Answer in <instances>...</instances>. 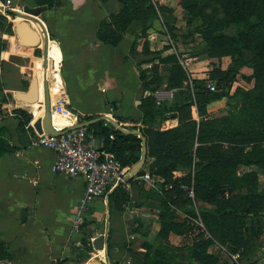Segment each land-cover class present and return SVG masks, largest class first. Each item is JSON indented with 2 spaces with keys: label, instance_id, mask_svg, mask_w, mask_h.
I'll list each match as a JSON object with an SVG mask.
<instances>
[{
  "label": "trees",
  "instance_id": "obj_1",
  "mask_svg": "<svg viewBox=\"0 0 264 264\" xmlns=\"http://www.w3.org/2000/svg\"><path fill=\"white\" fill-rule=\"evenodd\" d=\"M35 1L38 6L46 8H52L55 4V0ZM121 2L123 6L120 11L100 22L97 35L104 43L118 45L135 21L142 26L144 36L156 21H160L159 12L169 13V7L179 2L188 13L187 26H190L182 36L190 39L200 35L207 58L219 61L224 57L230 58L227 68L219 64L211 71L209 78L217 81L218 90L207 88V78L193 79V96L188 74L180 64L178 55L169 53L162 56L158 51H152L145 37V53L154 54L155 57L140 61V64L154 62V65L140 72L142 89L148 92L139 105L145 125L141 131L146 138L148 152L146 163L138 175L148 169L160 177L158 187L153 191L161 194L162 203L159 230L152 241L145 240L143 243L145 251L141 252L139 264H218V257L212 251L214 246L226 247L231 253L241 251L243 264L256 263L264 248V225L261 223V218H264V190L260 187L259 174L260 170H264V0ZM8 14L13 15L14 12L9 10ZM163 20L171 32L169 35L172 38L178 36L176 24L166 18ZM232 25L235 26V33H225ZM0 31L14 35L13 23L1 12ZM36 53L40 56L41 50L38 49ZM156 64L169 66L168 75L163 77ZM246 67L251 68L252 72L243 73ZM240 76L253 86L238 87L232 93L233 84ZM162 86L179 92L176 103L159 102L156 93ZM225 97L237 99V102L231 103L224 115L210 114L209 105ZM112 104L114 106L116 101ZM193 105L198 110L199 121L192 116ZM15 111L22 116L20 127L28 125L34 130L31 125L33 113L24 109ZM172 112H176L179 125L161 130L158 125ZM94 118L84 116L83 120ZM117 118L123 121L121 117ZM125 127L137 129V126ZM87 129L105 139V148L115 154L124 168L140 161L142 138L138 135L119 131L109 120L90 124ZM13 150L0 137V156ZM242 166H254L256 169L240 174ZM176 171L183 175L176 176ZM126 176L129 182L136 183L134 177L128 173ZM192 180L207 232H199L191 243L177 246L171 243L169 235H186L194 229L188 217L183 221H177L175 217L177 209L189 216L194 215L192 200L183 187ZM169 185L172 188L167 189ZM129 200L130 193L119 185L109 194L108 204L110 208L115 206L122 210ZM93 223L87 220L84 226L90 228ZM136 231H139V227ZM88 241L85 237L83 242L87 245ZM110 242L111 237L108 251ZM86 248V253L93 249L89 243ZM94 250L101 254L105 251ZM7 256L4 243L0 242V258Z\"/></svg>",
  "mask_w": 264,
  "mask_h": 264
},
{
  "label": "crops",
  "instance_id": "obj_2",
  "mask_svg": "<svg viewBox=\"0 0 264 264\" xmlns=\"http://www.w3.org/2000/svg\"><path fill=\"white\" fill-rule=\"evenodd\" d=\"M5 1L0 0V3ZM12 2L8 11L16 13L12 15L0 11L13 23L14 29V35L0 31V137L14 149L0 156V242L4 243L8 253L7 257L0 258V264H89L93 259L106 263L105 251L101 254L95 248L88 251L80 262L76 258L84 231L88 240L89 228L84 226L87 220L94 222L91 226H94V236L109 228L112 264L131 263V258L127 260L128 248L143 252L145 240L152 241L159 230L162 196L144 182H131L130 188L126 189L130 200L122 206V210L115 206L110 208L109 197L96 199L89 205L88 211L81 214L85 222L80 231L74 230L75 217L85 192V180L55 172V151L35 144V131L28 125L20 127L22 116L15 111L24 109L32 112L33 124L43 113V76L39 75L43 68L42 58L36 53L38 49H43V44L36 48L19 46L15 33L17 24L28 21L29 28L24 32V39L32 41L33 30H36L43 41L41 28L17 14L23 12L24 5L41 6L35 0ZM122 6L121 0H55L52 8L42 7L44 11L38 17L49 37L50 78L52 71L61 75L74 111L75 125L88 122L83 120L84 116H94L92 120H95L109 115L124 127L137 126L140 131L145 127L139 108L142 101L140 104L137 102L139 91H143L140 72L152 67L154 62L140 64L131 54L133 42L140 37L141 25L132 22L118 45L106 44L97 35L100 22L120 11ZM4 43L6 46L2 47ZM51 45L57 47L56 56L52 55L56 49ZM211 61L216 62V59ZM193 68L196 70V65ZM37 77L40 78L42 95H39L38 88L34 102L18 100L16 92L28 94L31 82ZM56 81L60 85L57 77ZM183 94L186 95L185 92ZM156 97L172 105L178 101L179 92L162 86ZM113 101H116L114 106ZM227 103V97L216 100L209 105L208 111L217 114L227 108ZM192 116L199 121L196 106H192ZM178 125L177 114L172 112L158 126L167 130ZM252 169L256 167L242 166L239 173ZM96 206L98 211L93 214ZM175 217L177 221H183L187 214L177 209ZM105 218H109V224L104 227L102 222ZM137 227L139 231H136ZM169 240L181 246L189 244L193 237L171 233ZM229 254L227 248L217 251L218 264H234ZM254 264H264V251L259 253Z\"/></svg>",
  "mask_w": 264,
  "mask_h": 264
},
{
  "label": "built area",
  "instance_id": "obj_3",
  "mask_svg": "<svg viewBox=\"0 0 264 264\" xmlns=\"http://www.w3.org/2000/svg\"><path fill=\"white\" fill-rule=\"evenodd\" d=\"M155 1L156 0H151L152 3H155ZM12 3V0L1 2L0 11L7 14L8 9L12 8ZM168 38L172 42L175 50L174 53L178 55L180 64L188 74L189 88L194 96V84L190 72L192 62L198 60V57H191L188 54H184L181 57L177 51L176 45L174 44L175 40L169 34ZM1 72L2 70L0 69V74ZM51 73V78L49 74V86L51 93L50 108L53 116L55 113L62 116H74V111L70 107V99L66 94L63 82L58 85L55 73L53 71ZM206 86L211 91L218 90L217 81L212 78H207ZM146 94H148V92H146ZM42 109L44 111V104H42ZM31 125H34L33 122H31ZM54 127L62 132L59 135L45 133L40 134L34 128L36 137L33 142L55 151L57 156L53 165V170L55 172L65 174L70 177L84 178L86 183L85 192L81 199L78 215L75 217L73 227L75 231L79 232L80 226L85 222V217L81 214L88 211L89 205L94 200L100 197L107 199L111 191L119 185H122L125 189L130 188L131 182H129L126 176L130 167L124 168L121 162L116 158L115 154L105 148V139L97 136L93 131H89L86 126L76 127L73 122L71 125L63 127L54 125ZM111 138H114V136L111 135ZM175 175L182 176L183 173L176 171ZM134 180L136 183L144 182L149 188L156 189L158 187L160 177H157L152 174L151 171L146 170L144 174L135 176ZM183 187L186 190L187 196L192 200L194 209V215H187L194 229L183 236L194 237L199 232H207V230L201 217L200 202L196 198L194 180H192V183L186 184ZM166 188L170 189L172 186L169 185ZM94 238H91L89 241L92 242ZM222 248L226 249L225 247ZM229 255L234 264H243L241 251L234 253L230 252Z\"/></svg>",
  "mask_w": 264,
  "mask_h": 264
},
{
  "label": "rangeland",
  "instance_id": "obj_4",
  "mask_svg": "<svg viewBox=\"0 0 264 264\" xmlns=\"http://www.w3.org/2000/svg\"><path fill=\"white\" fill-rule=\"evenodd\" d=\"M169 8H170L169 13L159 12L160 21H158V22L156 21L154 23V25L152 27H150L146 31L145 34H143L144 36H142L143 31L141 29L139 32L140 37L138 39L135 38L136 40L133 42L134 47L132 49L131 54H132V56H134L136 58L137 62L139 63L140 61H144V60L155 57L154 54L147 55L145 53V49L143 46L144 41L146 40L145 37H147V39H148L149 46H150L149 48L152 50V47H153L152 51H156V52L158 51L157 53L161 54L162 56H165V55H168L169 53L175 52L173 45H172V42L168 38V34H170L171 32H169L168 26H166L164 24L163 19L166 18V19H169L170 21L174 22L176 24V26L178 27L177 28L178 29L177 30L178 36H176L175 38L173 37V38L175 40L174 44L177 47V51H178L179 55L182 57L184 54H188L191 57H195V56L198 57V60L193 61L192 66H191L192 71L190 73H191V77L193 79L203 80L205 78L210 77L211 71L215 68V66H217L219 64L222 67H227L229 62H230V58H228V57L223 58L221 61L216 59V62H213V61H211L210 58L206 57L204 50H202L205 47V45L203 44L204 42L202 41L200 35H195L193 38H190V39H186L182 36V34L187 31L188 13L186 10H184V8L181 6V4L179 2L178 3L176 2L174 5L170 6ZM141 27L142 26H140V28ZM188 28H190V26ZM225 33L234 34L235 33V26L232 25L231 27H229L227 30H225ZM191 39H194V40L192 41ZM156 65H158L160 74L163 77L168 75V69L169 68L167 66H164L163 64H156ZM194 65H196V68H195L196 70H194V68H193ZM152 67L147 68V69H151ZM251 72H252L251 68H248V67L244 68V70H243V73H245V74L246 73L248 74ZM252 86H253V83H249L248 81H246L243 78V76H240L238 78V81H236L233 84L232 92H234L238 87L249 88ZM227 99H228L227 108H228V106L231 105V103L234 104L237 102V99H232V98L230 99L228 97H227ZM226 109H224L223 111L218 112L217 114H214V115H217V116L224 115L227 113ZM259 174H260V180H261L260 181V187L264 190V171L260 170ZM97 199H103V198L100 197ZM97 211H98V207L96 206L95 209L93 210V214H96ZM261 223H262V225H264V218H261ZM100 228H101V226L99 225L98 229H100ZM82 237L84 240V238L86 237V231L83 232ZM83 240H81L79 242L78 255L76 256V258L79 262H80V260H83L86 257V251H87L86 246L88 247V243L91 245V248H93L92 242L88 241L87 245H85L83 243ZM148 241H151V240H148ZM220 249H222V248L219 246H214L212 248V251L216 253L217 251H220ZM127 251H129V257L127 260L129 261L130 258L132 259L131 263H127V264H139L141 262V257H142L141 252L142 251L140 253H138V252H136V250H133L131 248ZM130 251H132V252L130 253ZM261 251H264V250H261ZM127 260H126V262H127Z\"/></svg>",
  "mask_w": 264,
  "mask_h": 264
},
{
  "label": "water",
  "instance_id": "obj_5",
  "mask_svg": "<svg viewBox=\"0 0 264 264\" xmlns=\"http://www.w3.org/2000/svg\"><path fill=\"white\" fill-rule=\"evenodd\" d=\"M43 11L44 10L42 7H31L29 5H24L23 12H17L18 15L22 16L26 20L35 22L38 25V27L41 28V30L43 31L44 39L43 41H41L39 32H37L36 30L35 31L33 30V40L29 42L26 41L24 39V32L26 29L29 28V23L28 21H22L15 26V33L17 36L16 44L22 47H27V48H36L40 44H43V47H42L43 49L41 50V58H42V67L44 69L42 81H43V88H44L45 109L42 115L36 119L33 126L37 130V132L40 134L45 133V134L59 135L62 131L55 129L53 125V114L50 108L51 107V93H50V86H49V69H50L49 68V62H50L49 37H48V32L44 24L42 23V21L38 19V17L41 15V13H43ZM14 12L16 13V11ZM37 92H38V82L36 79H33V81L31 82L29 93L26 94L21 91H17L16 97L20 101L24 100V101L34 102L36 100ZM29 94L33 96H30ZM143 97H144V91L141 90L139 91L137 95L138 104L141 103ZM100 120H109L111 124L119 131L123 133H128V134H136L142 138L141 159L134 166L130 167L128 171V175L130 177L137 176L146 163L147 152H148L147 141L142 131H140L139 129H128L124 127L122 124H120L119 121H117L114 117L109 116V115H103L102 117L97 118L95 120L79 123L78 125H75V126L76 127L78 126L87 127L90 124H93L94 122H97ZM108 224H109V218H105L104 221L102 222V226H108ZM110 236H111L110 230L109 228H107L105 231H103V233L95 236L94 238V226L89 228L88 233H87V238L88 240H91V238H94L92 241L93 248L103 249L105 250V254H106V263L100 262L97 259H93L92 261H90L89 264H112L110 260V253L108 251Z\"/></svg>",
  "mask_w": 264,
  "mask_h": 264
},
{
  "label": "bare ground",
  "instance_id": "obj_6",
  "mask_svg": "<svg viewBox=\"0 0 264 264\" xmlns=\"http://www.w3.org/2000/svg\"><path fill=\"white\" fill-rule=\"evenodd\" d=\"M52 47H55V49H56L55 53H53L52 55L53 56H56L57 53H58L57 47L56 46H52ZM43 71H44V69L42 68L40 70V72H39L40 77L43 76V73H44ZM55 76L57 77L59 84H61L62 79H61V75L59 74L58 71H55ZM37 79L39 80L38 81L39 95H42L43 89H42V87L40 89V78L37 77ZM74 121H75V117L73 115H70V116H62V115H59V114H56L55 113L54 116H53V124L56 125V126H58V127H63V126L71 125Z\"/></svg>",
  "mask_w": 264,
  "mask_h": 264
}]
</instances>
